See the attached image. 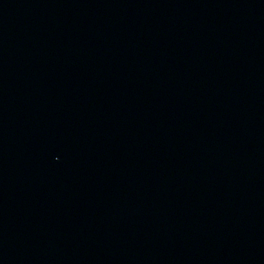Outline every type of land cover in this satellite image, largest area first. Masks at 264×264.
I'll return each instance as SVG.
<instances>
[{
    "label": "water",
    "instance_id": "95a60500",
    "mask_svg": "<svg viewBox=\"0 0 264 264\" xmlns=\"http://www.w3.org/2000/svg\"><path fill=\"white\" fill-rule=\"evenodd\" d=\"M0 264H264V0H0Z\"/></svg>",
    "mask_w": 264,
    "mask_h": 264
}]
</instances>
